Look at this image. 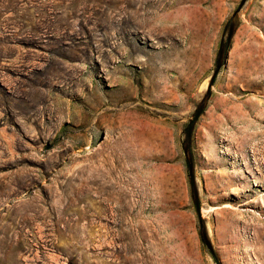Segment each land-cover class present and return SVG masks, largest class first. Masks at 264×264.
<instances>
[{"label":"rangeland","instance_id":"rangeland-1","mask_svg":"<svg viewBox=\"0 0 264 264\" xmlns=\"http://www.w3.org/2000/svg\"><path fill=\"white\" fill-rule=\"evenodd\" d=\"M263 64L264 0H0V264H264Z\"/></svg>","mask_w":264,"mask_h":264},{"label":"bare ground","instance_id":"bare-ground-1","mask_svg":"<svg viewBox=\"0 0 264 264\" xmlns=\"http://www.w3.org/2000/svg\"><path fill=\"white\" fill-rule=\"evenodd\" d=\"M259 58V57H258ZM262 68H263V71H264V64L262 65ZM245 75V74H244ZM237 77H238V79H239V76L237 75ZM259 77V76H258ZM225 88V87H224ZM232 95V94H231ZM233 96V95H232ZM219 97V96H218ZM233 98V97H232ZM234 99V98H233ZM256 101V100H255ZM259 102V101H258ZM258 102H257V104H258ZM255 103V102H254ZM249 104V103H248ZM220 106V105H219ZM253 107V106H252ZM258 107H261V106H258ZM233 108V107H232ZM234 109V108H233ZM232 109V110H233ZM247 109V108H246ZM257 109V108H256ZM260 109V108H259ZM223 111V110H222ZM242 113V112H241ZM241 115V114H240ZM250 115H252V114H250ZM230 116H231V114H230ZM237 116V115H236ZM256 116V115H255ZM262 116V115H261ZM248 118V117H247ZM230 119V118H229ZM233 120V119H232ZM240 122V121H239ZM254 124V123H253ZM214 130V129H213Z\"/></svg>","mask_w":264,"mask_h":264},{"label":"trees","instance_id":"trees-1","mask_svg":"<svg viewBox=\"0 0 264 264\" xmlns=\"http://www.w3.org/2000/svg\"><path fill=\"white\" fill-rule=\"evenodd\" d=\"M211 254H212V252H211ZM213 255V254H212ZM213 258H214V256H213ZM218 264V263H217Z\"/></svg>","mask_w":264,"mask_h":264}]
</instances>
